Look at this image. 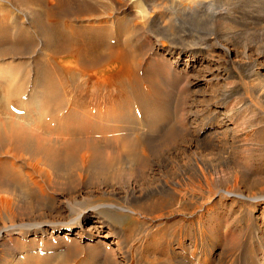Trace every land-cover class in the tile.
Masks as SVG:
<instances>
[{"label":"bare ground","instance_id":"bare-ground-1","mask_svg":"<svg viewBox=\"0 0 264 264\" xmlns=\"http://www.w3.org/2000/svg\"><path fill=\"white\" fill-rule=\"evenodd\" d=\"M196 1L109 0V11L95 15L89 25L96 29L100 22H105V31L109 27L113 35L123 31L126 35L125 42L133 50L134 61H139L135 63L139 64L140 69L151 67L156 73H160V64L166 68L169 65L165 57H159L160 51L154 46L156 40L169 41L170 54L178 53L177 58L186 65L199 61L200 53L205 56L207 45L220 47L226 54L231 52L229 46L217 41L222 30L214 36H196L186 28L175 27L177 19L174 15H167L165 11L169 5L186 15L213 18L219 26L221 23L226 27L228 41L233 45L242 40L243 33L248 35L245 32L253 34L263 29L261 23L263 24L264 14L259 9L264 6V0H202L201 7L194 10L191 3ZM134 2L137 3L136 9L132 5ZM152 6L156 11L155 15L149 9ZM35 32L40 35L41 43L46 45L45 35L43 38L42 33L38 30ZM23 33L26 35L23 34L24 41H16L13 46L10 44L9 49L0 48V55L9 54L11 58L21 59L27 54L36 53L34 48L29 47L31 31L27 29ZM197 38L198 43L189 42ZM242 42L243 40L240 43ZM141 45L148 48L149 54L144 52L139 56L140 50L135 48ZM68 52L71 55L81 54L77 49ZM109 58V61L126 60L123 52L114 50L109 53ZM14 60L8 62L12 63ZM239 65L241 71L246 72L250 87L264 100V78L260 79L262 74L257 64L239 62ZM98 68L96 70L99 71ZM132 69L133 67L125 66L121 80L136 86L138 97H145L151 91L150 86H147V91L140 86L137 78L132 80ZM228 70H231V75L236 76L233 67ZM87 73L85 70L81 77L80 87L83 89L92 81ZM12 74L8 68L0 69V79L8 86L4 100L0 99V107L6 109L0 113V264H208L217 253L220 254L221 261L228 258V262L231 261L232 264H264L261 258L252 255V245L247 246L250 242L246 245L241 238V235L249 233L254 247L264 248V187L259 191H246L237 181L223 185L221 179H225L226 175L222 177L216 174L215 177L211 174L212 166L207 161L193 157L185 164L166 163L167 170L158 177V183L150 188H142L140 191L146 192L138 194L137 183L141 185V181L147 179L148 164L152 162V157L163 158L165 151L173 149L166 144L163 135L153 134V130L144 128L140 136L128 143L129 147L122 151L123 155L119 152L116 156L112 155L115 152L112 148L107 149L110 151L106 155H102L89 147L91 143L101 142L98 135L93 137L89 135L90 131L84 134V130L78 128L66 129L68 126L65 127L64 122H59L60 127L56 130L51 129L54 117L69 108L70 104L75 105L72 95L70 98L67 95L64 99L60 97V90L64 91L66 87L63 83L57 86L56 81H50L55 87L50 86L53 98L47 110L36 104H32L31 108V104H25L21 98L28 90V81H21L22 76L15 80L14 77L11 78ZM98 84L97 80L92 81L93 87ZM95 89L96 87L93 90ZM12 99H16L19 107L15 113L10 109L9 101ZM224 100L225 105L229 106V95L226 94ZM39 101L41 100L38 99L36 103ZM235 106L237 117L234 124L247 126L253 119L249 116L253 115V102L241 96L229 107V114L235 110ZM183 109L179 115L181 128L185 126L186 120ZM89 111L84 110L78 114H84L89 120ZM98 117L103 119L101 111ZM80 118L78 121H83L84 117ZM108 119L109 130L113 133L110 140L114 139V142L122 138L121 141H116L119 147L131 134L127 129L120 128V121L114 113L110 112ZM59 120L61 119H57L56 123ZM187 128L184 129L187 131ZM261 130L264 133V124ZM150 134H153L154 140H147L148 144H145L144 137H149ZM117 185L121 189L118 200L92 202L95 189L115 188ZM84 189H88L85 195L82 194ZM217 202H230L231 208L238 204L236 216L223 223L218 221L215 225H205ZM114 212L126 215L127 222L133 223L127 227L126 223L117 225L114 222ZM137 215L140 220L135 218ZM165 218L167 219L164 220ZM150 219L154 223L142 226L143 222ZM193 221L199 224L190 229L189 233L193 234L189 245L185 233ZM146 240L148 244L144 248L142 244ZM64 243L71 245L66 247ZM198 244L200 252L196 249ZM236 253L239 254L238 258Z\"/></svg>","mask_w":264,"mask_h":264},{"label":"rangeland","instance_id":"rangeland-1","mask_svg":"<svg viewBox=\"0 0 264 264\" xmlns=\"http://www.w3.org/2000/svg\"><path fill=\"white\" fill-rule=\"evenodd\" d=\"M108 2L109 0H0V48L9 49L11 48L10 46L16 44V41L17 43L19 40L24 41L25 34L23 32L27 29L31 31L29 47L34 48L36 53L27 54L25 58L21 59L11 58L9 54L0 55V69L8 68L11 70L15 74L14 76L12 74L11 78L14 77L15 80H19L22 76L21 81H28V90L21 97L25 104H31V108L36 104L41 109L47 110L53 98L51 97L53 94L50 91V86L55 87L50 84V81H56L57 86L63 83L68 90L66 87H64L65 92L61 89L60 97L64 99L66 95L69 98L72 95V101L76 106L70 104L69 108L62 110L58 116H55V122H51L52 126L49 124L51 129L56 130L57 127H60L58 126L59 122H64L65 127L68 126L66 129L78 128L84 130V132L82 131L84 134L90 131L89 135H98L97 138L99 137L101 142L99 144L91 143L89 147L96 149L102 155H106L105 153L110 151L107 150L109 148L115 151L112 155L116 156L118 152L123 155L122 151L129 147L128 143L140 136L144 128L153 130V134L163 135L166 144L172 146L173 149L165 151L163 158L154 159L152 157V162L148 164L147 179L141 181V185L139 182L137 183L138 194L146 192L144 190V193H142L140 191L142 188H150L158 183V177L167 170L165 168L166 163H171L172 165L176 162L185 164L193 157L194 159L202 158L207 161L210 167L212 166L210 172L215 177L216 174L222 177L226 175L225 179H221L223 185L237 181L246 191H259L260 188L264 187V133L261 130L264 124V100L250 87L246 80V72H242L239 65V62H255L262 74L260 79L264 78V21L263 24L261 23L263 25V33L262 31L253 34L245 32L248 35L242 34L243 42L240 43L241 40L233 45L231 41H228L226 27L221 23L220 26H222L220 27L213 18L189 16L169 5L165 11L167 15H174L173 17L177 19L176 23L174 22L175 27L186 28L196 36H214L219 30H222L219 32L217 41L229 46L231 52L226 54L220 47L207 45L208 47L205 46V56L200 53L198 55L199 61L196 60L191 62L190 65H186L185 62L177 58L178 53L170 54L168 51L170 50L169 41L156 40L154 46L160 51L161 55L159 57H165L169 64L167 68L165 66L162 67L160 64V73H156L151 67L140 69L139 64H136L139 61H134L132 57L133 50L125 42L126 35L123 31H118V34L113 35L110 27L108 31H105L107 28L103 24L105 22H100L96 29L89 25L95 15L109 11ZM201 2L202 0H197L191 3L192 9L195 10L201 7ZM141 3L144 5L143 2ZM132 5L136 9L137 3L134 2ZM149 9L152 15L156 14L153 6ZM259 12L264 14V6L259 9ZM36 30L42 33L43 38L45 35L46 45L41 43L40 35L35 32ZM189 42L198 43L199 41L197 38ZM143 47L141 45L135 48L140 50L139 56L148 51L147 47ZM71 49H77L81 51V54L71 55L68 52ZM112 50L123 52L125 54V62L120 60L109 61V53ZM11 59H15L12 62L13 64L8 62ZM96 66L100 68L99 71L96 70ZM125 66L133 67L132 80L137 78L140 81V86H143L147 91H149L147 86H150L151 91L149 94L147 93L148 95L138 97L136 86L133 87V85H129V82L124 83L121 80V75L125 72ZM232 67L236 76L231 75V70H228V68ZM136 68L139 70L137 71ZM67 69L70 70V73ZM85 70L88 71V76L90 74L92 81L97 80L99 82L95 86L96 91L93 90L95 87L92 86V81L89 82L88 87L84 89L82 86V88L80 87L81 77ZM28 75H30L29 78ZM24 76H27V78ZM7 87V83L0 79V99L2 101L5 98ZM262 87L264 89V84ZM226 94L232 100L228 101L229 106L225 105L224 97ZM241 96H245V99L247 98L253 102V115L249 116L253 119L255 118V120L252 119L247 126L244 124L246 127L234 124L238 105L234 107L235 110L230 111V114L228 110L233 102L239 100ZM38 99L41 101L36 103ZM144 100L145 104H143ZM9 102L11 103L10 109L12 112L15 113V110H19L18 105H16V99H12ZM182 108L185 109H183V112L185 111L184 115L187 121L185 120V126L181 128L179 115ZM5 110L4 107H0V113ZM84 110H91L88 115L89 120L87 116H83L84 114H78ZM99 111L103 113V119L98 117ZM110 112L114 113L119 119L120 128L127 129L130 132L129 134H131L125 140V143H118L119 147L116 141H121V137L115 140V143L113 142L114 139L110 140L113 134L109 130L108 125ZM77 116L79 118L84 117L83 121L80 118L81 121L79 122ZM57 119L61 120L56 123ZM90 119H93L92 123ZM258 119L261 120L259 121ZM260 125L261 127H259ZM187 127H189V130ZM184 128H187V131ZM117 129L119 130V128ZM50 132L55 134V131L51 130ZM153 134H150L149 137H144L143 142L145 144H148V141L152 142L154 140ZM104 138L106 141H110L105 142ZM241 143L244 145H241ZM244 161L246 164L243 163ZM82 191V194L85 195L88 189ZM104 191H106V194H103ZM120 192L121 189H119L118 185L115 188L95 189V197L92 202L116 201L121 195ZM148 192L149 190H147ZM78 195L80 196V194ZM92 202H87V204ZM237 206L239 205L235 204L231 208L230 202H217L213 205L212 213L209 219H206L205 225H215L218 221L223 223L225 220H232L237 214ZM262 207L260 210H262ZM113 216L117 225L126 223L125 226L127 227L133 223L132 221L127 222L128 218L126 215L114 212ZM135 218H139L138 215ZM156 221L161 222L162 220ZM152 223L154 221H151V219L146 220L142 223V226ZM198 224L193 221L186 229L187 232L185 234L187 235L185 237L187 240L185 238L184 240L189 245L190 237L193 234V232L189 233L190 229L191 227L196 228ZM241 238L246 242V245L248 241L250 242L247 245L248 247L252 245L254 251L252 255L264 261V248L254 247L249 233L246 236L241 235ZM147 244L148 240L144 241L142 245L145 248ZM66 245L70 246L71 243H64V246ZM191 245L194 244L192 243ZM196 249L200 252L199 244ZM217 250L219 249L217 248ZM236 257L238 258L239 254ZM212 258L208 264H232L231 261L230 263L228 262V258L224 259L225 261H221L219 253Z\"/></svg>","mask_w":264,"mask_h":264}]
</instances>
